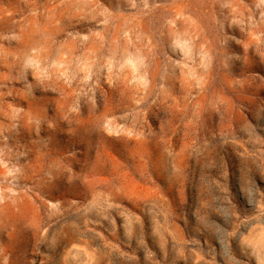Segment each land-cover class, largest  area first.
Listing matches in <instances>:
<instances>
[{"label": "rangeland", "instance_id": "374dc122", "mask_svg": "<svg viewBox=\"0 0 264 264\" xmlns=\"http://www.w3.org/2000/svg\"><path fill=\"white\" fill-rule=\"evenodd\" d=\"M0 264H264V0H0Z\"/></svg>", "mask_w": 264, "mask_h": 264}]
</instances>
